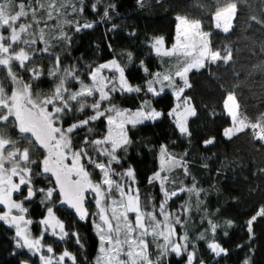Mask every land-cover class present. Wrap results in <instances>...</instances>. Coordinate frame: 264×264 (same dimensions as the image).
I'll use <instances>...</instances> for the list:
<instances>
[{"label":"trees","instance_id":"obj_1","mask_svg":"<svg viewBox=\"0 0 264 264\" xmlns=\"http://www.w3.org/2000/svg\"><path fill=\"white\" fill-rule=\"evenodd\" d=\"M15 2L19 3L20 0ZM44 2L47 3V0ZM234 2L237 3V13L232 20L231 29L225 33L215 27L212 19L216 0H143V6L137 0H58V6L68 4L61 8L63 16L59 22L65 19L73 22L63 25L71 42L56 44L50 49L60 56L61 67L74 65L81 79L89 82L87 74L101 62V49L107 43L115 58L125 68L129 83L139 85L142 89L150 74L161 66L158 55L151 47L152 39L162 34L166 44H170L175 37L178 14L201 20L204 29L211 33L213 49L221 51L222 55L225 51L231 52V60L227 63L223 60L209 63L205 68L188 74L191 87L186 88L183 94L190 98L196 110V115L188 119L190 136H182L173 118L167 115L175 102V96L169 89H165L159 96H153L144 90L139 93L117 91L111 94L110 102L101 105V109L109 104L139 108L148 100L152 107L164 113L156 121H145L135 127L127 125L128 137L132 142L126 151H118L121 162L113 165L117 169L131 166L141 195L148 198L159 192L158 183L149 184L148 178L159 167L161 145H165L169 153L186 161L188 175H185L183 168L178 167L176 177L186 187L195 183L197 189L202 190L199 199L186 192L180 193L169 200L167 206L175 213L182 210L181 205L186 202L190 205V212H181L182 225H177L176 229L178 237L185 232L188 234L191 241L188 251L195 250L196 253L193 264H200V261L203 264H244L246 259L249 264H264V216H257V212L264 208V142L253 139L250 130L238 133L231 139L223 135L224 127L231 122L224 109V99L229 92L235 95L242 116L255 122L264 115V0ZM93 4L96 5V11L92 10ZM73 5L77 9L83 7V11L72 12ZM109 5H115V8H109L111 19L104 20L103 12ZM40 14L46 16L44 10ZM253 17L256 19L253 20ZM86 22L93 23L94 26L75 31L76 23ZM57 23L55 19L48 22L47 39L51 40L58 35V31L53 30ZM113 24L118 25V28L110 31ZM35 47L40 49L44 44L38 40ZM129 52L132 53L131 61L128 60ZM53 63L54 60L48 53L33 57L29 67L38 66L45 70V75L39 81H31L30 73L19 68L16 62H13V70L24 81L38 84L39 90L47 94L51 92L54 78L46 73ZM144 67L148 68L147 73L143 70ZM5 72L6 70L0 69V80L4 79ZM5 85L7 89L11 88L9 82L5 81ZM68 86L74 89L79 87L75 81ZM33 90L37 89L34 87ZM92 114L91 109H86L83 113H69L63 118V126L68 127L76 120ZM88 127L93 129L91 134L87 128L78 129L72 134L74 147L83 146L85 136L89 140L104 136L107 129L106 118L101 117ZM11 128L5 129L7 134L17 140L21 147L25 145L26 141L18 136L16 128ZM210 138H214V143L205 144L204 141ZM85 147L89 155L96 159L93 149ZM42 155V150L35 149L32 158L41 160ZM32 167L35 171L40 170L35 165ZM33 182L36 186L54 185L46 174L34 176ZM57 200L59 195L55 192L51 201L42 203L38 196L31 203L27 215L34 221L32 227L36 233L41 230V225L37 222L45 214L49 204H55ZM55 208L65 229L79 236V244L72 236L64 240L49 237L48 241L55 251L61 252L66 248L76 256V264H95L99 237L92 217L89 215L82 220L65 206L56 205ZM253 216L256 219L252 222L250 233L248 221ZM209 221L217 225L215 234L211 231ZM228 221L232 222L231 226ZM201 234H204L205 239H200ZM213 239L227 249L226 254L216 256L208 248V243ZM15 245L13 229L0 222V264H19L22 260L27 264H41L39 255H33L27 249H18ZM160 264H187V253L177 256L169 252Z\"/></svg>","mask_w":264,"mask_h":264},{"label":"snow or ice","instance_id":"obj_2","mask_svg":"<svg viewBox=\"0 0 264 264\" xmlns=\"http://www.w3.org/2000/svg\"><path fill=\"white\" fill-rule=\"evenodd\" d=\"M137 3L143 6V0H137ZM67 6V3L58 6V0H47V3L44 0H20L19 3L15 0H0V67L6 70L4 79L0 80V205L6 209L0 213V222L15 228L16 248L27 249L33 255L40 253L45 247L42 240L49 230L60 240L69 236L75 237L79 244V236L65 230L64 222L56 217L52 207H48L47 215L37 222L43 226L40 236L33 237L30 231L29 226L34 221L26 218L28 209L24 207V203L31 201L38 193L43 194L41 202L46 203L51 201L54 192L58 191L60 204L74 209L80 219L83 220L89 215L98 218V222L94 221L99 236V254L95 257V264H160L169 252L177 256L187 253V264H193L196 253L195 250L188 251L191 241L187 232L176 238V226L182 225L180 213L169 212L167 208L168 201L180 193L186 192L199 199L202 191L197 189L195 183L191 187L168 189L167 185L174 181L170 180L166 173L180 167L185 175H188L187 164L183 158L177 159L168 152L165 145H161L160 169L148 178L149 184L158 183L160 188L163 198L158 206L152 204L150 197L142 203L140 189L134 187L133 168L129 167L126 171L118 173L112 167L114 163L121 162L118 151H126L132 142L128 137L127 125L135 127L145 121H156L164 113L157 111L147 100L135 111L119 109L112 104L101 109V105L110 102L111 94L117 91L139 93L144 90L153 96H159L165 89H169L177 104L167 115L173 118L182 136H190L188 119L196 115V110L191 105L190 98L183 95L185 89L191 87L188 74L193 70L205 68L209 63L220 60L227 63L231 60V52L225 51L222 55L221 51L213 49L211 33L204 30L201 20L177 16L175 40L171 47H165L162 36L154 37L151 42V47L158 56L177 58L178 66L174 73H152V78L146 81L142 89L139 85L130 84L125 76V68L117 59H112L91 68L87 74L90 83H85L74 65L61 67L60 56L50 51L56 44L71 42V37L63 30V25L73 22L66 19L59 22L63 16L61 8ZM109 8L114 9L115 5L104 9L102 19H111ZM42 10L46 12V16L40 14ZM92 10L96 11L95 4L92 5ZM77 11L82 12L83 7L77 9L73 5L72 12ZM236 13L237 3L234 0H216L212 16L215 27L227 33L232 27ZM54 19L58 23L53 26V30L58 31V35L49 40L46 38V29L49 27L48 22ZM23 20L27 22H21ZM93 26V23H76L75 31ZM117 28L118 25L113 24L110 31ZM38 40L44 44L43 48L35 47ZM41 53H48L54 60L46 73L54 78L51 95L40 91L38 84L26 83L23 77L13 70V62H16L19 68L30 73L31 81H39L45 75V70L40 67L30 68L29 64L34 56ZM127 55L131 61L132 53ZM141 66L143 67V61ZM143 70L146 73L149 71L147 67ZM106 71L112 75H105ZM177 79L182 81V86L177 85ZM5 81L12 85L10 89H6ZM72 81L78 83V89L73 90L68 86ZM34 87L36 91L33 90ZM90 97L98 98L89 103ZM86 109H91L93 114L76 120L66 128L63 126V118L69 113H83ZM224 109L232 121V126L223 131L225 137L231 139L238 133L250 130L253 139L264 142V115L255 122L247 116H242L239 104L231 93L224 100ZM101 117H105L107 121L106 134L93 140L85 136L83 146L73 150L72 134L84 128L91 134L93 129L88 126ZM9 125L18 129L19 133L25 134L23 138L28 146L20 147L17 140L8 136L5 129ZM204 143L212 144L214 138ZM85 146H90L98 156L104 157L106 162H98L90 156ZM35 149L44 152L42 160L32 158ZM86 164L99 170L101 176L98 182H93ZM32 165L40 170L35 171ZM44 174L55 178V188L49 187L45 190L33 186V177ZM114 176L119 179H113ZM125 179L129 183H124ZM25 189L27 195L23 200L18 202L13 199V193L19 194ZM88 192L94 194L97 208L94 214H89L84 208ZM149 205L151 210H147ZM181 209L184 213L191 210L187 202L181 205ZM13 210H17V214H13ZM130 213L134 214V219L129 218ZM257 216H264V208L257 212ZM255 219L256 216H253L248 221L250 233ZM227 223L229 226L232 224L231 221ZM209 224L215 234L217 225L211 221ZM200 239H205L204 234H201ZM150 243L159 249L155 260L149 251ZM207 246L216 256L227 253V249L221 247L214 239ZM46 247L47 252L53 255H40L41 264H64L66 258L76 264V256L67 249L56 256L50 245ZM19 264L27 262L22 260ZM200 264H203V261H200ZM244 264H249V260L246 259Z\"/></svg>","mask_w":264,"mask_h":264},{"label":"rangeland","instance_id":"obj_3","mask_svg":"<svg viewBox=\"0 0 264 264\" xmlns=\"http://www.w3.org/2000/svg\"><path fill=\"white\" fill-rule=\"evenodd\" d=\"M177 16H185V15H183V14H178ZM21 22H27V20H23V21H21ZM205 30V29H204ZM205 31H207V30H205ZM5 35H7V32H5L4 33ZM163 37L164 38V36L162 35V34H158V35H156V36H154V37ZM174 40H175V37H174ZM174 40L170 43V44H166V42H165V40H164V42H165V47H171V45H172V43H174ZM21 46H23V45H21ZM17 50H18V48H17ZM159 57V61H160V64H161V66L159 67V68H157L153 73H156V72H160V73H168V72H172V73H174L176 70H177V66H178V60H177V58H175V57H162V56H158ZM112 59H116L115 58V56H114V54H113V52H112V50H111V48H110V46L107 44V43H105L103 46H102V49H101V62L99 63V64H102V63H105V62H108V61H110V60H112ZM98 64V65H99ZM97 66V65H96ZM95 66V67H96ZM38 67V66H37ZM105 75H112L111 73H109V72H105L104 73ZM19 76V75H18ZM152 78V76H150L149 78H148V80L149 79H151ZM26 82V81H25ZM29 82V81H28ZM28 82H26V83H28ZM85 83H90V80H89V82H85ZM176 83H177V85L178 86H182V81H180L179 79H177V81H176ZM11 87H12V85H11ZM70 87V86H69ZM159 86H157V88H158ZM70 88H72L73 90H76V89H74L73 87H70ZM229 93H231L232 95H234L232 92H229ZM228 93V94H229ZM227 94V95H228ZM45 95H51V92L50 93H47V94H45ZM184 96H186L185 94H183ZM235 96V95H234ZM188 97V96H187ZM227 97V96H226ZM226 97H225V99H226ZM98 98V97H97ZM236 98V97H235ZM224 99V100H225ZM94 101V97H90V98H88V102H93ZM148 101V100H147ZM237 101V100H236ZM176 104H177V100H176V98H175V102H174V105L172 106V108L173 107H175L176 106ZM191 105L194 107V104H193V102L191 101ZM117 108H119V109H130V110H132V111H135V110H137L138 108H130V107H117ZM171 108V109H172ZM195 108V107H194ZM156 109V108H155ZM171 109H170V111H171ZM49 110H51V109H49ZM157 111H160V110H158V109H156ZM232 126V121L228 124V125H226L225 127H224V129L225 128H228V127H231ZM8 128H9V130H10V128H11V126L9 125L8 126ZM66 128V127H65ZM12 129V128H11ZM105 134H106V132H105ZM104 134V135H105ZM9 136V135H8ZM103 137V136H102ZM102 137H97L96 139H98V138H102ZM211 139V138H210ZM18 146H20L19 145V142H18ZM24 146H28V145H23L22 147H24ZM72 146H73V144H72ZM21 147V146H20ZM78 148L77 147H74L73 146V150H77ZM96 154V153H95ZM171 154V153H170ZM173 155V154H172ZM96 156V159H97V161L98 162H106V160H105V158L104 157H100V156H98L97 154L95 155ZM173 156H175L177 159H180V158H182V157H180V156H177V155H173ZM184 162H186L185 160H183ZM86 166V169L91 173V178H92V180H93V182H98L99 180H100V176H101V174H100V172H99V170L98 169H93V166H91V165H89L88 166V164H86L85 165ZM112 167L115 169V171L116 172H124V171H126L129 167H131V166H128V167H125V168H121V169H117L114 165H112ZM132 168V167H131ZM160 169V153H159V167H158V169L156 170V171H158ZM177 169H178V167L177 168H174L172 171H170V172H168V173H166L169 177H170V180H172V181H174V183H169L168 185H167V187H168V189L169 190H173V189H178L179 187H186L187 185L185 184V183H180L179 181H178V178L176 177V172H177ZM97 171H98V173H97ZM155 171V172H156ZM154 172V173H155ZM98 174V176H96ZM164 173H162V175H163ZM14 179H17V178H14ZM113 179H119V177H117V176H114L113 177ZM18 182V181H17ZM124 183H129V181L127 180V179H125L124 181H123ZM33 186H34V184H33ZM35 187V186H34ZM49 187H52L51 185H45V186H39V187H35V188H44L45 190L47 189V188H49ZM134 187H138V185H137V182H136V178H135V184H134ZM139 188V187H138ZM158 193L157 194H154V195H150L149 197L152 199V204H155V205H159V203H160V201L162 200V194H161V192H160V188H159V186H158ZM141 192V191H140ZM27 193V191H26V189H25V192H23V194H26ZM22 193H19V194H17V193H13V199L14 200H16V201H21V200H23V198H24V195H23ZM115 195V194H114ZM93 196H94V194L93 193H91V192H88V193H86V202H87V205L88 206H90L91 208H88V212H90V214H94V213H96L97 212V208H96V206H95V202H94V199H93ZM39 197L43 200V194H39ZM148 197V198H149ZM146 200V197H144V196H142L141 195V201H142V203L144 202ZM52 205H50L49 204V206L48 207H51ZM24 207H26L28 210H29V207L30 206H28L26 203H24ZM53 208V211H54V213H55V208L54 207H52ZM167 208H168V206H167ZM90 210V211H89ZM147 210H151V205H149L148 206V209ZM3 211H6V209L4 208V206L3 205H0V213H2ZM168 211L169 212H171L170 210H169V208H168ZM177 212H179L180 214H181V212H182V210H177ZM176 213V212H175ZM13 214H17V210H13ZM28 212L25 214V216H26V218L27 219H31L32 220V218L31 217H29L28 215ZM47 215V212H46V214H45V216ZM55 215H56V213H55ZM44 216V217H45ZM91 217H92V219H93V224H94V221L95 222H98V218L95 216V215H90ZM44 217H42V218H40V220L41 219H43ZM56 217H58L57 215H56ZM129 218L130 219H134V214H129ZM158 218H161V217H158ZM12 229H13V234H14V237H15V228L14 227H11ZM29 228H30V231H31V233H32V236L33 237H39L40 236V233H41V231H42V229H43V226L41 225V230H40V232H38V233H36L35 231H34V229H33V227H32V225H30L29 226ZM66 230V229H65ZM67 231V230H66ZM95 232H96V229H95ZM176 233H177V239H178V232H177V229H176ZM96 234H97V232H96ZM53 237V235L51 234V230H49L45 235H44V237H43V240H42V243H43V245H45V247H43L42 249H41V252L40 253H37V255H39V257H40V255H45V256H51V255H53V253H48L47 252V247L46 246H48V245H50L52 248H53V245L48 241V239H49V237ZM98 236V235H97ZM99 237V236H98ZM149 240H151V237H149ZM15 241H16V239H15ZM161 243H162V241H161ZM66 248H64L61 252H57V251H55V249L53 248V250H54V254L56 255V256H58L59 254H61L64 250H65ZM68 250V249H67ZM69 252H71L70 250H68ZM149 251H150V253H152V259H156L157 258V256L159 255V249H156L155 247H154V245L153 244H151L150 243V245H149ZM72 253V252H71ZM73 254V253H72ZM99 254V251H98V253L96 254V256ZM95 256V257H96ZM68 259V258H67ZM64 264H72V262L68 259V260H66L65 259V261H64Z\"/></svg>","mask_w":264,"mask_h":264},{"label":"flooded vegetation","instance_id":"obj_4","mask_svg":"<svg viewBox=\"0 0 264 264\" xmlns=\"http://www.w3.org/2000/svg\"><path fill=\"white\" fill-rule=\"evenodd\" d=\"M0 69H3L2 67H0ZM3 70H5V69H3ZM7 85H5V87H6ZM6 89H7V87H6ZM10 126H12V125H10ZM6 131V130H5ZM16 131H18V129H16ZM7 132V131H6ZM24 135L25 134H21V133H19V131H18V136L19 137H21V138H23L24 137ZM24 139V138H23ZM25 141V140H24ZM25 145H27V142H26V144ZM43 155H44V152H43ZM42 155V156H43ZM42 159H43V157H42ZM41 159V160H42ZM48 177H50V179L52 180V182L54 183V185H51L53 188H55L56 187V185H55V181L53 180V178L49 175V174H46ZM33 184H34V186L35 187H39V186H36V184L33 182ZM23 192H25V190L23 191ZM23 192H22V194H23ZM58 192V191H57ZM55 193V192H54ZM24 196H26L27 195V193L26 194H23ZM59 195V194H58ZM38 196H39V193L31 200V201H26L25 203L28 205V206H30L31 205V203L32 202H34L37 198H38ZM60 200H61V197H60V195H59V200H57L56 201V203L55 204H52V206L51 207H54L55 208V206L56 205H59V207H64L65 205H61L60 204ZM85 202H86V199H85ZM86 206H87V211H88V205H87V202H86ZM66 208H68L67 206H65ZM46 212H47V210H46ZM46 212H45V214H46ZM55 213H56V215L58 216L57 218H59L60 220H62V218H61V216L58 214V212H57V210H56V208H55ZM89 213V212H88ZM45 214L42 216V217H44L45 216ZM75 214V213H74ZM76 215V214H75ZM79 218V217H78ZM63 221V220H62ZM55 238H56V236H54ZM58 240H60V239H58Z\"/></svg>","mask_w":264,"mask_h":264},{"label":"water","instance_id":"obj_5","mask_svg":"<svg viewBox=\"0 0 264 264\" xmlns=\"http://www.w3.org/2000/svg\"><path fill=\"white\" fill-rule=\"evenodd\" d=\"M49 175H50V174H49ZM50 176H51V175H50ZM52 178H53V180L55 181V178H54V177H52ZM65 206H67V205H65ZM67 207H68V206H67ZM68 208L71 209L70 207H68ZM84 208L87 209L86 202L84 203ZM71 210L76 214L77 217H79L78 214L75 212L74 209H71ZM56 238L59 239L57 236H56Z\"/></svg>","mask_w":264,"mask_h":264}]
</instances>
